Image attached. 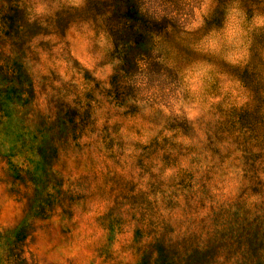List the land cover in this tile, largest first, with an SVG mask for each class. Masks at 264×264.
I'll use <instances>...</instances> for the list:
<instances>
[{"label":"clouds","instance_id":"1","mask_svg":"<svg viewBox=\"0 0 264 264\" xmlns=\"http://www.w3.org/2000/svg\"><path fill=\"white\" fill-rule=\"evenodd\" d=\"M9 89L0 264H264V0H0Z\"/></svg>","mask_w":264,"mask_h":264},{"label":"trees","instance_id":"2","mask_svg":"<svg viewBox=\"0 0 264 264\" xmlns=\"http://www.w3.org/2000/svg\"><path fill=\"white\" fill-rule=\"evenodd\" d=\"M128 18H134L136 13L132 8H129L128 12L126 13ZM13 90L9 89L7 92L3 94V98L0 99V110H3L7 101L11 99L13 95Z\"/></svg>","mask_w":264,"mask_h":264},{"label":"rangeland","instance_id":"3","mask_svg":"<svg viewBox=\"0 0 264 264\" xmlns=\"http://www.w3.org/2000/svg\"><path fill=\"white\" fill-rule=\"evenodd\" d=\"M70 115H74L71 114ZM21 140L23 139V137H19ZM25 144H27V142H25ZM190 264H204V258L202 256H200L198 253L194 254L192 257H190Z\"/></svg>","mask_w":264,"mask_h":264}]
</instances>
